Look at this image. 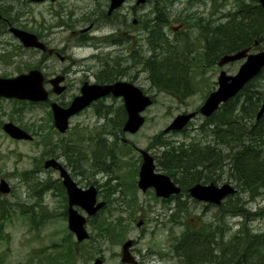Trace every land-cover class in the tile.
I'll return each mask as SVG.
<instances>
[{
    "label": "rangeland",
    "instance_id": "obj_1",
    "mask_svg": "<svg viewBox=\"0 0 264 264\" xmlns=\"http://www.w3.org/2000/svg\"><path fill=\"white\" fill-rule=\"evenodd\" d=\"M68 4L76 1L80 10L91 11L97 4V0H67ZM164 0H162L163 3ZM135 3L129 1L124 6V11L130 10L132 5ZM71 6V5H70ZM238 6V0H173L168 2V13L170 22L165 26L164 32L169 41L173 44L176 43L172 38L178 36L181 37V45L185 48L187 55H184L185 67L187 73L190 76L191 86L183 88L186 90L190 88L195 90L191 96L186 99L185 102L178 98L165 93L159 92L155 87H151L149 82L144 83L143 89L146 93L153 94L156 97V101L153 105L149 106L143 115L146 117V122L143 127L135 134H126L136 147L146 148L149 146L150 139L153 135L163 131L172 120L180 113L185 110L193 111L198 109L204 102L206 96L212 88L217 87V79L221 69H225L229 73H235L241 63L244 62L245 58L237 60L232 64H227L224 67H220L218 64L206 65L203 58V42L200 40L203 36L200 30L199 18L200 17H217L219 21L226 12L234 11ZM26 13L29 16H40L43 13L45 6L27 4L24 5ZM137 13H131L129 15V21L126 24H130L133 18L138 19L137 27L141 31V42L147 43L144 36V32L148 33V28L145 27L142 30V20L145 16H155L154 2H148L143 5L137 6ZM217 11V14L215 12ZM205 21H207L205 19ZM83 27V26H82ZM210 27V26H209ZM81 28V27H79ZM77 28V29H79ZM186 30L185 33H176L179 30ZM189 33V36L188 34ZM71 34L73 37L75 34L64 28L57 32L58 42L66 45L65 38ZM197 34V35H196ZM200 34V35H199ZM188 37L189 40L186 39ZM196 38V39H195ZM93 41V40H92ZM188 43V47L185 44ZM191 44V45H190ZM94 45L84 44L75 46L72 44L68 50L72 56L76 57L79 64L76 66L69 65V61L60 62L56 66L57 73L65 68H73L74 72H70L68 77L70 83V90L65 96L67 97L73 93L78 92L77 86L79 82H76L77 78L84 75L82 71L85 65L92 63L90 60H86L92 53ZM141 48H143L141 46ZM151 45L149 50H151ZM142 50V49H141ZM148 52L141 53V56L148 59ZM150 53H153L150 51ZM126 57V56H125ZM144 59L142 65H144ZM143 74L145 68L141 67ZM48 73H54L53 68H46L44 70ZM192 80V81H191ZM259 84L264 87V77L260 78ZM264 89V88H263ZM121 102L117 99H108L103 105H99L100 114L95 112V108L85 109L80 115L75 116L71 121L70 129L65 133L61 134L56 132L55 129H50L51 120L49 107L46 105H40L39 107L28 108L27 111H21V118L30 124H34L36 129L35 138L33 141H16L6 135L1 129L0 125V178L4 177L10 183L12 190L8 195L1 194L3 199L11 202L10 208H14L11 212L9 220L6 221L4 230L0 233V255H2V264H55L61 259H66L65 256L57 255V250L62 249L59 246V242L62 237L70 231L68 229V219L64 216L66 211V205L68 202L62 197L59 187L61 178L59 172L55 169H44L43 162L46 158L53 157V154L57 155L58 158L67 165L65 152V142L72 138H76L79 133L84 134L85 145H90V140L87 136H94L93 141H97L99 135H104L108 143L113 144L118 142L119 152L118 162L121 164L122 172L127 173L129 168L128 163H131L130 159L133 158L138 162V152L132 149L130 155L123 156V150L125 147L122 146V140L117 139L113 133H108L111 129L112 122L101 116L106 112L107 107L110 110L109 117H112L116 126H118L122 113L120 112ZM12 104L6 101H0V121L7 120L6 115L11 111ZM24 110V109H23ZM5 112V114H4ZM202 116H198L194 119L188 135L182 134H166V137L175 141L176 144L185 142L186 145L190 144V141L195 139L201 141L202 145L214 144L213 136L211 131L201 133L200 124L202 123ZM121 137V135H120ZM193 137V138H191ZM63 144V146H62ZM128 147H130L128 145ZM93 148V145L90 147ZM89 152V147H87ZM151 151L160 153L156 147H151ZM87 155H91L90 153ZM87 161L81 160L78 162L77 168H72L67 165V168L72 173L75 180L82 187H87L92 183L98 185L100 192H105L106 182L112 177L111 183L113 185L120 182L119 179H115V175L119 174L117 171H95L89 170L87 172L81 171V165L87 167ZM115 168L111 167V170ZM34 179L28 181L22 176L29 170H34ZM99 171V172H98ZM41 183H47L45 188L38 185V181ZM229 182L227 176L218 182L222 184ZM231 183L235 184L232 180ZM114 187V186H113ZM121 186H115L110 194L111 200L109 208L102 210L98 215L87 223V229L91 234V238L82 242H77L75 235L73 234L72 239L75 242V248L77 249V256L74 257L72 264H94L96 257H101L104 260V264H123L121 262V247L124 241L131 238L135 241L137 236L142 233L144 229L146 232L142 234L140 240L136 244V250L139 252V257L145 261V264H183L185 259L183 255L184 246H181V252H178L176 247H171V238L176 237L183 231V227L176 225L170 221V212L167 206L161 203V200L155 198V195L151 192L143 193L139 189L136 192V202L139 203L140 210L137 212V220L144 219L143 225L138 227L136 221L132 220V211L135 208L132 203L131 197L125 195L122 191ZM235 187V186H233ZM241 200L246 199V194L235 187ZM37 201L42 205L37 206ZM136 204V203H135ZM253 210L257 211L259 208L264 206V197H259L257 202H251L248 204ZM33 207L34 213H36L35 219L43 213H47L50 216V220L43 221L38 227H34L35 222L28 215H22L21 210L23 208ZM190 209H193L192 205H189ZM193 211V210H190ZM188 211V212H190ZM84 214L85 212L82 211ZM110 215V216H107ZM140 215V216H139ZM109 218L115 222L118 217L123 219L122 224L123 239L120 242L112 243L107 236H100L99 230L94 223L101 221L104 218ZM227 221L231 226L229 231H225V237L228 240L230 237L228 234L233 235L239 234L240 231H236L240 228L242 218L239 216L227 215ZM156 220V221H155ZM247 224V223H246ZM250 232H259L264 230V217L256 220L249 221ZM119 229V228H118ZM239 236V235H238ZM120 240V239H119ZM238 239H234L235 243H238ZM57 243V244H56ZM135 245V244H134ZM212 246V245H211ZM213 247V246H212ZM217 248L213 247V249ZM176 252L177 255L172 254ZM233 253H237L234 251ZM52 255V256H51ZM237 255V254H236ZM51 256V257H50ZM57 256V260H53L52 257ZM209 259V258H206ZM0 260V261H1ZM211 264V260H207ZM125 264V263H124Z\"/></svg>",
    "mask_w": 264,
    "mask_h": 264
},
{
    "label": "trees",
    "instance_id": "obj_2",
    "mask_svg": "<svg viewBox=\"0 0 264 264\" xmlns=\"http://www.w3.org/2000/svg\"><path fill=\"white\" fill-rule=\"evenodd\" d=\"M172 1L164 0L162 3V0H149L154 2L155 16L145 17L143 28H148V39L156 53L147 59L146 66L158 89L171 91L184 99L191 92L190 89L187 92L181 90L182 83L191 86L184 60V55H187L186 49L181 45L179 39L181 37L173 39L176 42L173 44L164 32L169 21L168 2ZM209 24H201L200 28L206 42L205 48L212 53L217 51L214 57L217 55L219 58L224 53L246 47L263 48L264 9L258 0H238L237 8L228 13L226 21L218 22L217 27L207 26ZM185 47L189 48L188 43ZM262 77L264 72L250 81L239 94L223 103L212 116L205 119L200 130L202 132L210 130L214 144L202 145L201 141L192 140L188 145L184 143L174 145L167 140L161 141L166 147L159 166L161 164L166 168L180 184L183 177L190 185L193 182L206 181L218 183L226 175L228 181L232 180L236 187L246 194L245 200H241L236 193L229 196L221 206H217V253L208 242L210 228L206 226L203 236L199 237L201 242L198 245H191L189 254H185L183 264H210L207 260H211V264H264V230L260 233L246 231L243 235L232 236L228 240L225 237L227 233L225 231H229L231 227L227 215H238L243 219L241 222L243 224L264 217V210L252 212L248 206L249 202L264 196V114L257 118L264 97V87L258 83ZM83 138L79 135L78 138L65 142L64 154L69 164L77 168L78 162L86 160L94 162L92 168H101L97 164L103 162V168L109 170L111 163L106 161L114 155L113 149L106 141L98 140L92 156H88L83 142L80 141ZM81 166L82 171L86 170L84 164ZM61 194L63 196V189ZM10 203L0 196V233L3 232L6 221L14 210L10 208ZM25 212L23 210L22 214ZM35 217L36 213L31 207V219L36 220ZM40 218L46 219V215L42 214ZM39 222L36 221L35 224L38 226ZM212 225L213 223L210 224ZM98 228L99 235L107 236L112 243L123 239V225L119 220L113 222L105 218L99 222ZM211 229L213 230L212 227ZM72 237L73 234L67 232L62 238L59 245L63 249L58 254L65 256L66 259L55 264H72L76 256ZM238 238V243H235L234 239ZM183 239L184 236H181L178 239L179 244L175 246L177 250L179 249L178 252H181ZM234 251L237 253H233ZM56 257L53 256L52 259L57 260ZM1 259L3 260L2 255Z\"/></svg>",
    "mask_w": 264,
    "mask_h": 264
},
{
    "label": "flooded vegetation",
    "instance_id": "obj_3",
    "mask_svg": "<svg viewBox=\"0 0 264 264\" xmlns=\"http://www.w3.org/2000/svg\"><path fill=\"white\" fill-rule=\"evenodd\" d=\"M109 1L110 0H105L104 2L105 5L108 4V7ZM67 2V0L44 1L40 5L45 6L42 12L46 15L29 16L27 15L28 13H26L24 5H35L31 0H0V76L13 77L23 72H29L32 69H40L45 75V85L48 87L52 86L51 80H53L54 77H63L62 86L64 87V91L62 94L58 95V97L61 98L64 93L67 95L71 88L68 77L71 75L70 72H74V67H67L57 73L56 66L59 64V61H69V65L71 66L79 64L78 59L72 56L68 49L72 47V44L78 46V43L81 41V45L89 44L92 46L94 45V47L92 48V53L86 58V60H90L92 63L85 65V68L82 69L84 75L76 79V82H79V86H77L79 92L81 84L84 81L111 84L118 80H123L140 88H143L146 82L152 85V75H149L146 66L147 59L144 57L145 55L141 56V53L142 51L143 53L148 52L147 54L152 56L155 50H149V48L146 47V43H144V45L142 44V33L136 26L137 18L134 17L129 25L126 24L129 21V15L132 12H136V5H132L130 10H123L122 14L118 13V11H114L109 15L107 11L100 8H96V10L91 9V11L86 9L80 10L77 5L75 6L76 1L70 4ZM92 12H94L95 17L91 19L89 23L83 21L86 15H91ZM215 14H217V11ZM215 20L217 23L216 16ZM101 21H105V23L107 21L110 27L104 30L105 27H103ZM88 25L91 26V29L84 30V27ZM79 27L81 28L77 29ZM62 28L70 30V32L75 34L74 37L69 34L68 37L65 38L66 45L64 47L57 39V32H60ZM16 29L35 34L37 40L45 45V49L25 46L23 44L24 41L16 34ZM141 46L143 48H141ZM150 51L153 53H150ZM148 58H150V56H148ZM143 59L144 61L146 60L144 65H142ZM215 63H217V60ZM142 66L145 68L144 72L148 74L142 73ZM46 68H53L54 73L45 72L44 70ZM79 92L69 95L67 97V103H70L71 99L79 94ZM108 99H117L121 102L122 108H124V97L115 96L112 93L109 96L93 102L91 107L96 109L97 105H103ZM0 101H6L12 104L11 111L6 114L8 119L0 121L1 126H3L5 121H12L34 134L37 127H35L34 124L25 123L21 118V111H27L29 108L28 105L34 106L35 102L15 98H0ZM129 143L134 147L133 143L130 141ZM178 184L181 185L183 189H188L186 185L180 184L179 182ZM97 185L100 184L98 183ZM148 191L151 193L155 192L153 188ZM103 194H106V191ZM99 195L107 202L105 208L102 209L105 210L108 208L109 201L106 197L103 198L104 196L100 190ZM183 196L184 198L187 197V192H185ZM178 198L179 196L176 195H171L168 199L158 197L163 205H167L170 211H173L174 214L180 217V211L184 212V210L188 208L189 201L183 200L182 202H178L176 201ZM197 205L199 206L200 204L197 203ZM209 208L211 209V205H209ZM215 210H217V208H215ZM200 211H202V209ZM187 214L188 212L186 211L183 216ZM203 214L208 215V212L204 211ZM139 220L144 222L142 218ZM215 220H217V218H215ZM181 226L185 228L186 233L187 228L185 224ZM191 227L200 237L203 236L204 225L194 221L191 223ZM211 227L213 230L211 228L209 229L210 231L208 230V242L213 247H216L217 222ZM145 232L146 229L137 236L134 241L135 245L132 249V252L139 260V264H145V261L139 257L136 244ZM196 242L200 243L201 239H196ZM190 244L191 241L187 234V239L184 242V253L189 252ZM215 252L217 253V248H215ZM261 252L263 251L261 250Z\"/></svg>",
    "mask_w": 264,
    "mask_h": 264
},
{
    "label": "water",
    "instance_id": "obj_4",
    "mask_svg": "<svg viewBox=\"0 0 264 264\" xmlns=\"http://www.w3.org/2000/svg\"><path fill=\"white\" fill-rule=\"evenodd\" d=\"M43 1V0H34ZM147 0H137V3H145ZM264 7V0H259ZM124 0H111L109 11L119 7ZM17 35L24 41L26 45H40L33 35L27 32L16 30ZM30 43V44H28ZM250 48L237 51L236 53L224 54L220 61V65L227 62L246 58L245 62L240 66L235 74H227L223 70L218 77V87L212 91L206 98L203 105L200 107V112L206 116H210L220 106L221 103L228 101L255 76H257L264 67V50L249 53ZM43 74L39 70H32L27 74H21L14 78H0V96L16 97L20 99L47 100L48 92L43 86ZM54 83L60 79H54ZM113 93L116 96L123 95L125 98L126 109L128 112L127 120L124 124V130L127 132H137L145 122V117L141 112L150 105L152 99L145 95L141 89L128 83L118 81L114 84L89 85L87 82L83 85L81 94L77 96L68 108H63L57 103H53L55 115V124L61 130L65 131L69 126V118L81 109L88 106L93 100L102 96ZM264 112V103L258 113V118ZM197 112H189L179 114L174 118L172 123L165 129L181 130L184 126L196 115ZM4 130L13 138L16 139H31L32 135L14 123H6L3 126ZM143 162L140 170L139 186L143 190L154 186L157 195L168 197L171 193H177L180 188L166 174L156 173L154 156L149 152L142 150ZM53 166L61 171V176L64 177L63 184L65 185L68 197V220L69 228L73 231L79 241L89 237V233L85 227L86 217L75 208V205H81L89 215H94L99 209L105 205V201L98 202L97 189L95 186L82 188L71 177L66 168L56 159L51 158L45 162V167ZM0 191L9 192L10 187L5 179L0 182ZM192 195L200 200L211 201L217 204L222 203L228 194L234 193L235 189L228 183L221 186L211 183L209 185L196 184L191 188ZM141 222L139 223V225ZM133 240L129 239L122 245L121 261L128 264H138V260L133 255L131 247ZM94 264H103V259L96 258Z\"/></svg>",
    "mask_w": 264,
    "mask_h": 264
},
{
    "label": "bare ground",
    "instance_id": "obj_5",
    "mask_svg": "<svg viewBox=\"0 0 264 264\" xmlns=\"http://www.w3.org/2000/svg\"><path fill=\"white\" fill-rule=\"evenodd\" d=\"M199 25V24H198ZM211 27V26H210ZM213 27V26H212ZM197 35V34H196ZM200 35V34H199ZM203 35V34H202ZM202 37V36H201ZM196 39V38H195ZM237 39V38H236ZM228 40V39H227ZM191 45V44H190ZM244 58V57H243ZM242 58L238 59L241 60ZM146 61V60H145ZM144 63V62H143ZM147 64V63H146ZM149 64V63H148Z\"/></svg>",
    "mask_w": 264,
    "mask_h": 264
}]
</instances>
